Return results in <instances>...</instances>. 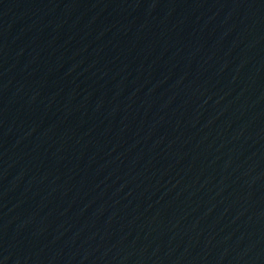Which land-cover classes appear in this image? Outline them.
<instances>
[{
  "label": "water",
  "instance_id": "obj_1",
  "mask_svg": "<svg viewBox=\"0 0 264 264\" xmlns=\"http://www.w3.org/2000/svg\"><path fill=\"white\" fill-rule=\"evenodd\" d=\"M174 264H264V128Z\"/></svg>",
  "mask_w": 264,
  "mask_h": 264
}]
</instances>
